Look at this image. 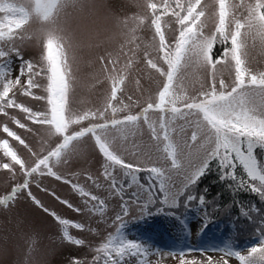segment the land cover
Returning <instances> with one entry per match:
<instances>
[{
    "label": "snow or ice",
    "instance_id": "6c2138e0",
    "mask_svg": "<svg viewBox=\"0 0 264 264\" xmlns=\"http://www.w3.org/2000/svg\"><path fill=\"white\" fill-rule=\"evenodd\" d=\"M81 3L82 0H0V114L8 116V109H17L24 114L25 120L47 125L49 135L58 137L60 141L46 154L33 152V163L29 166L7 139L0 140V150L9 160L0 167L15 176V166H19L24 177L8 194L0 197V206L7 207L18 194L27 192L33 202L43 208L32 196L30 184L34 175L50 176L69 184L82 198L85 207H76L68 200H60V203L78 214L88 212L103 216L106 207L103 199L54 171L55 165L64 160L73 143L86 137L92 139L95 149L103 157V176L109 184V195L121 198L123 216L128 215L130 203L123 200L124 193L134 185L137 191H133L132 196L136 199L131 202H139L140 194L146 193L143 209L148 216L164 211V208L157 209L156 213L146 211L149 204L156 202L155 192L162 194L160 204L168 209L180 207L182 199L185 208H189L193 201L205 205L208 189L205 188L198 196L193 192L212 171L213 164L216 165V179L225 188L233 194H254L264 203V161L256 155L257 149L264 152V70H253L248 62L250 47L258 45L264 51V0H239L238 3L234 0H212L213 28L209 34L205 33L208 12L203 0H145V14L116 18V27L125 37L119 53L114 55L105 51L97 57L110 82L103 107L75 112L71 107L75 57L69 56L73 43L60 21L66 9ZM165 17L174 22L171 39L166 32L169 25L165 23ZM33 24L37 28L29 32ZM145 24L151 31L149 47L155 56L145 51L143 63L147 70L159 75L160 84L155 98L150 97L138 112L132 114L130 106L120 99L119 94L124 91L135 61L129 57L120 66V56L135 52V48L125 51V46L135 44L138 39L136 33ZM99 37V31H90L86 38L87 46H102L104 40ZM33 41L39 49L35 62L25 60L22 55V48ZM13 57L19 61L14 77ZM221 65L230 71V83L223 78L217 83L218 66ZM190 69L205 70L208 75V86H202L196 95H189L184 84ZM39 79L46 80V85L42 86ZM136 84L139 86L140 81L136 80ZM41 87L45 94L37 95L34 90ZM17 90L21 96L46 101V110H33L18 102ZM120 113L126 114L120 116ZM150 113H158V119H153ZM10 119L20 129L30 130L16 117ZM141 122L152 143L147 151L138 150L134 155L153 161L152 166L126 162L116 148L118 143L137 134ZM73 126L78 130L72 131ZM188 129H191L190 136L186 135ZM2 131L32 151L15 131L6 125ZM156 162H162L161 166ZM117 170L121 173L119 177ZM142 172L148 173L147 184L140 183L139 174ZM175 176L181 177L179 186ZM87 179L97 188L101 187L92 176H87ZM236 206L239 214L249 220L253 219L252 213L264 212L254 204L245 207L237 203ZM43 210L58 223L64 241L75 246L85 243L69 233V228L88 230L84 223L61 218L46 208ZM167 214L175 215L172 212ZM123 216L119 213L115 216V221L119 222L115 232L109 233L94 249L90 264H128L129 260L137 257L140 259L136 264H149L151 246L126 236ZM177 219L181 225L187 224L186 220ZM207 227L208 224L202 221L200 231ZM219 251L223 253L220 264H230L231 258H235L238 264H264V228L259 230L258 246L249 247L246 254L231 245H225ZM73 264L80 262L74 258ZM181 264L185 262L182 260Z\"/></svg>",
    "mask_w": 264,
    "mask_h": 264
},
{
    "label": "rangeland",
    "instance_id": "374dc122",
    "mask_svg": "<svg viewBox=\"0 0 264 264\" xmlns=\"http://www.w3.org/2000/svg\"><path fill=\"white\" fill-rule=\"evenodd\" d=\"M234 2L238 3L239 0H234ZM144 3L145 0H82L81 5L65 10L60 23L65 29V34L72 38L73 48L69 50V56L75 57L73 60L75 80L71 93L73 111L81 112L103 107L105 97L110 89V82L101 70L97 57L103 55L105 51H111L114 55L119 53L121 44L125 43V37L120 34L121 30L116 27V18L123 19L145 14ZM203 3L208 12L205 33L209 34L213 28L212 12L214 6L212 0H203ZM164 21L169 25L166 32L171 39L174 35L172 31L174 22L168 17H165ZM36 28L37 25L33 24L28 31L32 32ZM90 31L100 32L99 39L104 40L102 46H87L86 38ZM136 36L138 39L135 44H126L125 46V51L135 48V52H129L128 56H120V66L129 57L135 61L129 72L124 91L119 94L120 99L130 106L129 111L132 114L138 112L150 97L155 98V93L160 84L159 75L147 70L143 63L145 51L155 56V52L149 47L151 31L148 25L145 24L142 29L138 30ZM105 37H110V39H105ZM92 43L95 44L96 41H92ZM34 44L33 41L31 45L22 48V55L25 60L35 62L38 59L39 49ZM137 44L139 45L138 48H136ZM12 59L14 61L12 64L14 77L17 74L19 61L15 57ZM248 62L249 67L253 70H264V51H261L258 45L248 49ZM220 78L229 83L232 79L230 71L222 65L218 66L217 83ZM136 80L140 81L139 86H137ZM38 82L42 86L46 85L44 79H39ZM184 84L189 95H196L202 86H208L207 72L190 69ZM34 91L37 95L45 94L43 87ZM129 96L132 97L131 100L128 99ZM16 99L33 110H46V101L21 96L18 90ZM7 111L8 116L0 114V140L7 139L10 146L29 166L33 163V152L46 154L50 148L55 147L60 142L58 137L49 135L47 125L33 124L31 121L25 120L24 114L17 109H8ZM125 114L120 113L119 115ZM13 116L25 123L30 130L17 127L10 119ZM150 116L153 119H158V113H150ZM178 123H183V121H178ZM86 124L87 122H85V126ZM5 125L24 139L32 151L30 152L18 141L7 137L2 131ZM71 130H78V127L73 126ZM190 134L191 129H188L186 135L190 136ZM151 143L150 135L141 122V129L137 134L134 137H129L127 141L118 143L116 148L126 162L152 166L153 161H149L146 157L134 155L138 150L139 152L147 151ZM259 153L260 150L257 149L256 155L258 156ZM6 162L9 160L3 156V151L0 150V165ZM156 164L161 166L162 162H156ZM103 165V157L95 149L94 142L90 137H86L79 142H74L64 160L54 167V171L59 175L70 179L72 183H79L87 191L103 199L106 204L103 216L88 212L78 214L60 203V200H68L76 207H85L82 198L72 190L69 184L50 176L34 175L30 184L32 196L40 202L43 208L37 206L27 192L18 194V197L9 202L7 207L0 206V264H73L74 258L78 259L80 264H90L95 255L94 249L104 242L109 233L115 232V228L119 224L115 221V216L118 213L123 216L120 207L123 201L119 196L109 195V184L103 176ZM146 173L139 174L140 183L147 184L149 182ZM116 174L118 177L121 176L118 170ZM89 175L101 185L100 188H97L92 181L87 179ZM23 179L19 166H15V176L12 172L0 167V197L8 194L12 187L22 182ZM174 179L179 186L181 177L175 176ZM196 190L195 188L193 194ZM133 191H137L135 185L126 189L123 196V200L130 201L128 215L123 216L125 224L123 231L128 238L151 246L152 254L148 256L149 264H181L182 260L185 264H208L209 261L212 264H220L223 253L219 249L230 244L217 230L206 228L200 231L203 216L200 207L199 209L193 208L186 215L187 224L183 225V229H180V226L176 225L174 216L162 213L147 216L143 209V204L147 200L146 193L140 194L139 202L132 203L131 201L136 199L132 196ZM52 193H55V196ZM156 195L157 192H155ZM159 198L162 199V195ZM154 204H149V206ZM44 208L49 209L50 212H55L61 218L84 223L88 230L79 231L69 228V233L76 238L83 239L85 243L82 246H75L64 241L60 226L52 215L44 212ZM171 211L173 212L174 209ZM142 215L144 216L143 219L140 218ZM255 242L241 248L240 251L247 253L249 247L258 246L259 241ZM138 259L140 257L129 260L128 264H136ZM230 264H238V261L231 258Z\"/></svg>",
    "mask_w": 264,
    "mask_h": 264
},
{
    "label": "trees",
    "instance_id": "16d2710c",
    "mask_svg": "<svg viewBox=\"0 0 264 264\" xmlns=\"http://www.w3.org/2000/svg\"><path fill=\"white\" fill-rule=\"evenodd\" d=\"M258 157L261 161H264L262 151H260ZM237 171L238 173L240 172L239 169ZM216 175V165L213 164L212 171L196 187L197 190L194 195L197 196L205 188L208 189L205 205L201 206L198 205L197 201H193L189 208H185L182 199L180 207L175 208L172 212L171 209L160 204L161 198L159 196L162 194L157 192L156 197L158 196V198L156 199V203L153 206H148L147 212L155 213L157 209L164 208L162 214H167L168 212L174 213L176 225H179L180 229H183V225L179 223L177 217L185 220L186 215L193 208L199 209L200 207L203 211L202 221L208 224L207 229L217 230L235 250L240 251L241 248L259 241V230L264 228V223L261 222L264 220V212L261 214L252 213L253 219L249 220L239 214L236 205L237 203H242L247 207L254 204L256 207L264 209V203H261L259 198L251 193L240 192L233 194L216 179ZM146 176H148V173H146ZM218 192L220 193L219 196L217 195Z\"/></svg>",
    "mask_w": 264,
    "mask_h": 264
}]
</instances>
